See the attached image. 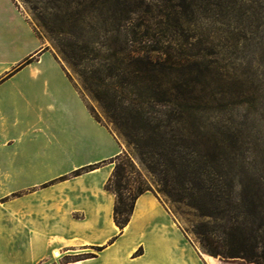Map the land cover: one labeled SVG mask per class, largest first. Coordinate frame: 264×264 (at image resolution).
I'll return each mask as SVG.
<instances>
[{
    "label": "rangeland",
    "instance_id": "374dc122",
    "mask_svg": "<svg viewBox=\"0 0 264 264\" xmlns=\"http://www.w3.org/2000/svg\"><path fill=\"white\" fill-rule=\"evenodd\" d=\"M13 1L47 50L57 57L95 117L108 127L122 150L130 153L148 192L160 200L174 220L175 225L172 219L157 217L129 224L119 242L121 248L129 251L144 241L139 237L141 231L179 229L199 255L200 263L206 259L215 264L217 259L218 264H246L214 257L203 250L195 227L205 223L218 231V223L199 218L189 207L164 196L162 175L140 166L133 148L108 125L104 105L86 91L85 82L94 76L93 72H99L102 78L112 72L121 78L131 74L144 76L151 82L146 86L150 91L160 90L155 75L165 76L170 87L181 84L185 92L192 91L187 100L192 110L183 126L173 122L176 129L169 137L177 136L183 128L188 159L196 166L205 165L208 158L215 156L211 164L218 169L244 170L250 177L238 182L264 188V0ZM127 40L134 41L137 47L159 50V54L173 53L184 61L185 67L159 73L128 62L115 52ZM82 47L87 48L88 55L81 53ZM62 49L69 56L77 54L76 58L68 60ZM44 110L49 114L47 106ZM70 136H64L62 142H69ZM113 136L97 140L96 152H115L118 144ZM50 143L42 139L27 141L36 150L51 152L58 148ZM47 161H51L49 156ZM69 164L64 161L62 166ZM48 233L54 234V228ZM22 242L21 236L0 230V257L6 259L10 246ZM148 260H152L151 256L145 258Z\"/></svg>",
    "mask_w": 264,
    "mask_h": 264
},
{
    "label": "crops",
    "instance_id": "0c3cea01",
    "mask_svg": "<svg viewBox=\"0 0 264 264\" xmlns=\"http://www.w3.org/2000/svg\"><path fill=\"white\" fill-rule=\"evenodd\" d=\"M68 134L71 142H62ZM111 136L25 14L13 0H0V230L23 241L10 246L0 264H210L200 263L179 229L141 231L144 241L121 248L127 227L114 238L120 233L115 197L105 185L114 169L110 161L122 148L113 136L115 152H96L97 140ZM35 139L58 148L32 149L27 141ZM156 217L173 220L146 192L129 224ZM52 228L55 233H48Z\"/></svg>",
    "mask_w": 264,
    "mask_h": 264
},
{
    "label": "trees",
    "instance_id": "16d2710c",
    "mask_svg": "<svg viewBox=\"0 0 264 264\" xmlns=\"http://www.w3.org/2000/svg\"><path fill=\"white\" fill-rule=\"evenodd\" d=\"M134 43L127 40L115 52L128 62L144 65L149 71L165 73L185 67L184 61L173 53L162 51L159 54V50L137 47ZM80 50L82 54L89 52L86 47ZM62 53L68 60L77 56L67 55L65 49ZM35 59H28L26 64ZM92 74L94 76L85 82L86 91L104 105L108 125H112L127 146L133 148L140 166L162 175L164 196L189 207L199 218L218 223V231L205 223L195 227L203 250L225 260L264 264V188L238 182L250 177L244 170L218 169L211 164L215 156L208 158L205 165L196 166L188 159L190 154L186 150L189 147L183 128L178 130L177 136L169 137L176 129L173 122L177 126L187 122L186 115L192 110L188 104L192 91L185 92L179 83L170 87L166 77L161 75H155L160 90L150 91L146 86L151 82L144 76L131 74L121 78L111 72L107 78H102L99 72ZM95 119L107 127L100 119ZM110 163L114 164V169L105 188L115 197L113 218L123 231L131 220L137 200L150 189L129 152L122 150ZM95 168L89 167L90 170Z\"/></svg>",
    "mask_w": 264,
    "mask_h": 264
},
{
    "label": "bare ground",
    "instance_id": "6f19581e",
    "mask_svg": "<svg viewBox=\"0 0 264 264\" xmlns=\"http://www.w3.org/2000/svg\"><path fill=\"white\" fill-rule=\"evenodd\" d=\"M117 227V226H116ZM59 255V253L58 252H55V256H58Z\"/></svg>",
    "mask_w": 264,
    "mask_h": 264
}]
</instances>
